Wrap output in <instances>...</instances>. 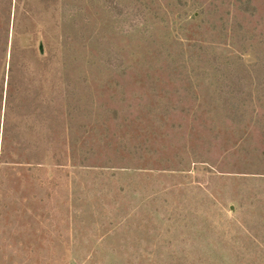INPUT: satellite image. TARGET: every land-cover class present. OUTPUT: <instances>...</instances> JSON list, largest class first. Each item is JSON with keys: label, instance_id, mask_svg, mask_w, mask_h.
<instances>
[{"label": "rangeland", "instance_id": "1", "mask_svg": "<svg viewBox=\"0 0 264 264\" xmlns=\"http://www.w3.org/2000/svg\"><path fill=\"white\" fill-rule=\"evenodd\" d=\"M0 264H264V0H0Z\"/></svg>", "mask_w": 264, "mask_h": 264}]
</instances>
